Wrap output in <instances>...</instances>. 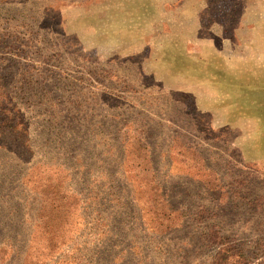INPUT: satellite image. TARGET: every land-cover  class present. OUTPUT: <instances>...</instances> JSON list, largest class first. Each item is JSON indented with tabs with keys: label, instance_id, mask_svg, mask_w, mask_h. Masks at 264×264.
Masks as SVG:
<instances>
[{
	"label": "rangeland",
	"instance_id": "1",
	"mask_svg": "<svg viewBox=\"0 0 264 264\" xmlns=\"http://www.w3.org/2000/svg\"><path fill=\"white\" fill-rule=\"evenodd\" d=\"M145 1L0 0V264H264V0Z\"/></svg>",
	"mask_w": 264,
	"mask_h": 264
},
{
	"label": "trees",
	"instance_id": "2",
	"mask_svg": "<svg viewBox=\"0 0 264 264\" xmlns=\"http://www.w3.org/2000/svg\"><path fill=\"white\" fill-rule=\"evenodd\" d=\"M14 103L12 102L11 97L1 95L0 94V112L2 111L3 113L6 112V114L10 115L11 113H15ZM149 183V182H148ZM141 218L140 213H139V219ZM170 227L172 226L171 224H168ZM176 226V225H175ZM206 240L211 244L217 246V250L214 255V260L212 261V264H228L229 257L231 254L237 255V259L239 260L238 264L242 263L245 258V254L238 249H233L228 247V244L220 232V230H208L206 233ZM234 250L233 253L230 254V251Z\"/></svg>",
	"mask_w": 264,
	"mask_h": 264
},
{
	"label": "crops",
	"instance_id": "3",
	"mask_svg": "<svg viewBox=\"0 0 264 264\" xmlns=\"http://www.w3.org/2000/svg\"><path fill=\"white\" fill-rule=\"evenodd\" d=\"M135 2H138L135 6H138L139 4H141V3H143L145 0H134ZM149 0H146L145 2H148ZM159 1V0H158ZM119 8V7H118ZM121 8V10H123L124 8L123 7H120ZM136 11L138 12V16L137 17H135V19H136V22H135V24L134 25H137V26H140L141 24H142V22L144 21V18L143 17H141L142 16V12H143V10H142V8H140V7H136ZM121 15H119L118 17H120ZM141 22V23H140ZM119 31H120V29H119ZM131 33V32H130ZM130 33H128V34H130ZM137 34V33H136ZM122 35V34H121ZM133 35H135V33H133ZM123 36V35H122Z\"/></svg>",
	"mask_w": 264,
	"mask_h": 264
}]
</instances>
